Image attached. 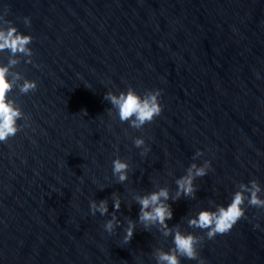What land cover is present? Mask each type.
Returning <instances> with one entry per match:
<instances>
[{
	"label": "water",
	"instance_id": "95a60500",
	"mask_svg": "<svg viewBox=\"0 0 264 264\" xmlns=\"http://www.w3.org/2000/svg\"><path fill=\"white\" fill-rule=\"evenodd\" d=\"M5 8L33 36L32 62L17 53L13 72L37 87L9 93L28 123L0 142V264H157L172 235L145 230L135 197L160 187L170 193L168 226L204 237L205 264H264V208L246 204L211 239L188 223L227 204L241 182L264 187V0H0ZM128 87L162 90L161 113L141 128L104 96ZM117 156L129 164L124 181L112 173ZM204 159L211 167L194 179L195 195L171 199L176 179ZM101 199L108 212L93 214L89 201ZM113 213L121 223L109 233ZM128 220L136 226L125 243Z\"/></svg>",
	"mask_w": 264,
	"mask_h": 264
},
{
	"label": "clouds",
	"instance_id": "9594fccd",
	"mask_svg": "<svg viewBox=\"0 0 264 264\" xmlns=\"http://www.w3.org/2000/svg\"><path fill=\"white\" fill-rule=\"evenodd\" d=\"M0 12V52L5 49L11 53L7 62L0 61V142L6 141L10 136H14L22 127L18 122L23 118L25 124L28 123V117L12 98L9 93L14 87H19L21 93H27L37 87V81L22 77L19 71L13 72V67L19 63L16 57L17 53L24 54L28 59L26 62H32V49L29 47L33 40L31 33H23L11 21L5 19V13ZM25 24L31 23L29 16L23 17ZM39 67V65H37ZM259 78V73L256 74ZM22 80V82H20ZM161 89H148L144 95H141L133 87L121 90L119 93L106 91L105 99L109 100L113 107L117 109L118 117L121 121H127L134 128H141L147 122L152 121L158 116L163 105L160 102ZM137 147H142L141 155L149 151L146 146L145 138L138 136L133 141ZM203 150L197 149L194 156L202 155ZM211 167V161L204 159L202 163H191L186 173L178 177L175 181L177 190L171 199L175 200L181 195L194 196L195 184L194 179L197 176H203L208 173ZM129 164L120 157L112 160V173L119 181H124L128 177ZM264 187L253 178L247 183L241 182L239 188L231 194V199L227 204H220L214 209L202 208L195 216L188 219L190 225L206 230L205 235L211 239L218 233L230 231L237 221L245 216V205H254L264 208ZM113 209H119L120 199L113 194ZM170 197L167 187H160L158 190L148 192L135 197L139 204L138 219L144 224L145 230L152 224H159L165 235H172L173 246L168 250H158L156 254L157 264H181L180 258L187 257L197 260V264H205V259L199 255L198 246L204 237L197 236L192 232H182L179 227L170 228L167 220L173 216L171 205L168 203ZM89 209L95 214L99 211L101 215L108 212V204L105 199L98 203L95 200L89 201ZM121 223L117 220L115 213L112 218L104 224V229L109 233L112 232L116 224ZM128 227L124 230L123 241L127 243L133 236L136 222L128 220ZM253 227L259 228L260 225L254 224Z\"/></svg>",
	"mask_w": 264,
	"mask_h": 264
}]
</instances>
